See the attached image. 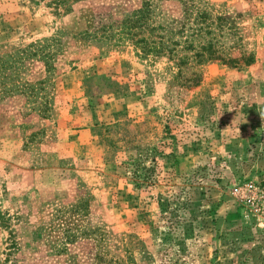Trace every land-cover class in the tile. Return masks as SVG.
Wrapping results in <instances>:
<instances>
[{"label":"rangeland","instance_id":"rangeland-1","mask_svg":"<svg viewBox=\"0 0 264 264\" xmlns=\"http://www.w3.org/2000/svg\"><path fill=\"white\" fill-rule=\"evenodd\" d=\"M145 1L0 0V264H264V0H205L254 61L190 88L120 34Z\"/></svg>","mask_w":264,"mask_h":264},{"label":"trees","instance_id":"trees-1","mask_svg":"<svg viewBox=\"0 0 264 264\" xmlns=\"http://www.w3.org/2000/svg\"><path fill=\"white\" fill-rule=\"evenodd\" d=\"M238 17L216 9L205 0H149L122 20L120 34H126L139 57L171 61L176 68V83L190 88L200 83L199 66L204 63L219 60L239 66L254 61L253 51L246 48ZM235 50L238 56L232 55ZM134 164L137 167L132 173L133 181H149L154 167ZM157 203L163 217L171 222L173 215L168 214L171 213L168 199L159 198ZM175 228L181 232L173 243L180 253L174 261L177 262L187 251L186 239L193 234V224L184 219L177 220Z\"/></svg>","mask_w":264,"mask_h":264}]
</instances>
